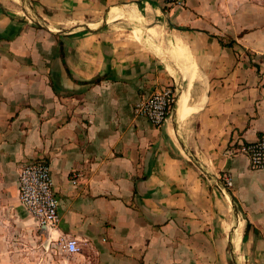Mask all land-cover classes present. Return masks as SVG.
<instances>
[{
  "label": "crops",
  "instance_id": "1",
  "mask_svg": "<svg viewBox=\"0 0 264 264\" xmlns=\"http://www.w3.org/2000/svg\"><path fill=\"white\" fill-rule=\"evenodd\" d=\"M168 86L162 126L135 115ZM262 135L264 0H0V250L49 238L19 199L46 158L44 262L264 264V168L240 150Z\"/></svg>",
  "mask_w": 264,
  "mask_h": 264
},
{
  "label": "built area",
  "instance_id": "2",
  "mask_svg": "<svg viewBox=\"0 0 264 264\" xmlns=\"http://www.w3.org/2000/svg\"><path fill=\"white\" fill-rule=\"evenodd\" d=\"M167 6L184 7L189 0H163ZM175 89L164 87L134 105V113L146 118L155 127L162 126L176 104ZM240 150L245 153L252 169L264 168V135L254 142L243 144ZM78 174L73 176V184L78 183ZM227 186L233 184L229 176L225 177ZM19 199L29 214L35 219L51 238V231L60 222L59 204L54 190V179L50 163L46 158L29 161L21 166L19 172ZM61 250L75 254L81 247L76 238L60 237L55 240Z\"/></svg>",
  "mask_w": 264,
  "mask_h": 264
},
{
  "label": "rangeland",
  "instance_id": "3",
  "mask_svg": "<svg viewBox=\"0 0 264 264\" xmlns=\"http://www.w3.org/2000/svg\"><path fill=\"white\" fill-rule=\"evenodd\" d=\"M10 236L15 248L13 246V250H0V264H49L44 261L59 256L48 247V236H40L37 232Z\"/></svg>",
  "mask_w": 264,
  "mask_h": 264
}]
</instances>
